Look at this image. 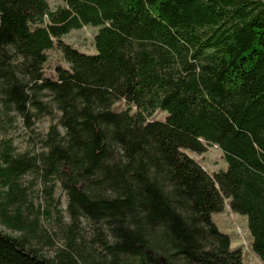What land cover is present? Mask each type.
I'll return each instance as SVG.
<instances>
[{
	"label": "trees",
	"instance_id": "obj_1",
	"mask_svg": "<svg viewBox=\"0 0 264 264\" xmlns=\"http://www.w3.org/2000/svg\"><path fill=\"white\" fill-rule=\"evenodd\" d=\"M85 25L94 54L63 40ZM53 48L70 66L46 75ZM0 79L26 120L59 111L38 156L2 154L0 217L26 233L0 230V264H243L212 217L226 204L264 264V0H0ZM213 145L226 169L185 152ZM31 170L67 196L54 255L22 225L14 188Z\"/></svg>",
	"mask_w": 264,
	"mask_h": 264
},
{
	"label": "rangeland",
	"instance_id": "obj_2",
	"mask_svg": "<svg viewBox=\"0 0 264 264\" xmlns=\"http://www.w3.org/2000/svg\"><path fill=\"white\" fill-rule=\"evenodd\" d=\"M51 9H56L65 5V0H48ZM99 27L94 25H85L82 28L73 29L63 37V40L73 45L78 50L94 54L97 52L95 45V35ZM18 60L15 58L14 63ZM57 63L69 68L70 64L64 59L62 52L58 48L48 51V60L45 64L46 75L54 73ZM12 70V69H11ZM15 72V70H12ZM15 79L23 80L24 77L17 69ZM32 86V84H31ZM4 81L0 79V164L4 165L2 154L8 148L12 150L14 156H38L43 150L41 138L49 131L51 124L58 122L59 111L53 107L52 115H42L31 121L24 118L17 108L15 100L10 99ZM5 89V90H4ZM31 94V92H30ZM52 105L51 96L43 91L38 94V98ZM28 107L29 111H36L35 108ZM163 117L166 112L162 113ZM161 116V114H160ZM12 149H11V148ZM185 152L198 160L204 168L213 173L220 169L227 168V161L224 158L223 151L216 145L208 146V149L199 154L190 149ZM42 173L37 170H31L17 179V187L14 188L15 194L22 199L21 213L27 220L23 226L28 227L35 222L37 228L32 233L29 241L31 245L39 248L47 255H54L57 250L64 248L68 236V227L71 226V220L67 212V196L57 186L53 197H50V186H53V180L45 181ZM5 178V177H4ZM7 187L0 181V200L3 192H7ZM60 199L61 204L55 201ZM228 203V200L226 201ZM14 210L10 214L13 215ZM213 220L219 226L220 230L229 234L231 238V248H240L242 250L243 264H263L261 259L252 249V233L249 228L248 217L245 214L233 212L228 204L219 212H214ZM85 219H82V225ZM84 226V225H83ZM0 230L12 236H22L26 233L20 229L10 228L0 217Z\"/></svg>",
	"mask_w": 264,
	"mask_h": 264
}]
</instances>
